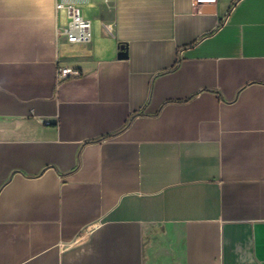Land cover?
Here are the masks:
<instances>
[{"label":"crops","instance_id":"0c3cea01","mask_svg":"<svg viewBox=\"0 0 264 264\" xmlns=\"http://www.w3.org/2000/svg\"><path fill=\"white\" fill-rule=\"evenodd\" d=\"M0 264H264V0H0Z\"/></svg>","mask_w":264,"mask_h":264},{"label":"built area","instance_id":"2783aa9c","mask_svg":"<svg viewBox=\"0 0 264 264\" xmlns=\"http://www.w3.org/2000/svg\"><path fill=\"white\" fill-rule=\"evenodd\" d=\"M218 0H194L196 4L211 3L216 4ZM57 12L65 10L68 15V23L63 28L68 40L71 43H82L88 41L92 36V21L84 17L73 5H65L57 2ZM110 29V26L108 27ZM81 72L72 67H59L57 69V79L65 80L71 76H79Z\"/></svg>","mask_w":264,"mask_h":264}]
</instances>
